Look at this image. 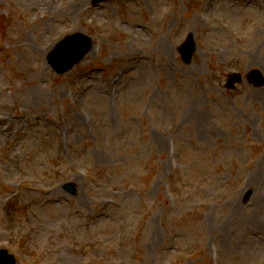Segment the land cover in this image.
I'll return each instance as SVG.
<instances>
[{
  "label": "rangeland",
  "instance_id": "1",
  "mask_svg": "<svg viewBox=\"0 0 264 264\" xmlns=\"http://www.w3.org/2000/svg\"><path fill=\"white\" fill-rule=\"evenodd\" d=\"M207 2L0 0V248L17 264H264V84L247 78L264 77V0ZM76 31L93 47L57 74L46 56Z\"/></svg>",
  "mask_w": 264,
  "mask_h": 264
},
{
  "label": "water",
  "instance_id": "2",
  "mask_svg": "<svg viewBox=\"0 0 264 264\" xmlns=\"http://www.w3.org/2000/svg\"><path fill=\"white\" fill-rule=\"evenodd\" d=\"M82 40L86 42L78 45H72L73 41ZM190 45V44H189ZM89 40L81 37V35L74 36L73 38L65 41H61L55 48L54 52L50 54L49 59L54 64L55 68L59 71H64L70 68L88 49ZM251 77L256 81H262L261 76L258 72H252ZM236 80V76H233V79L228 82V86H232V82Z\"/></svg>",
  "mask_w": 264,
  "mask_h": 264
},
{
  "label": "bare ground",
  "instance_id": "3",
  "mask_svg": "<svg viewBox=\"0 0 264 264\" xmlns=\"http://www.w3.org/2000/svg\"><path fill=\"white\" fill-rule=\"evenodd\" d=\"M212 1L209 0L206 4L203 5V10H205L207 8V6L211 3ZM76 5H80V3H77V4H72L69 8L71 9H76L77 6ZM158 47L159 49L163 52V55L167 56L168 54H170V51H171V46L169 45V43L164 39V38H161L159 40V43H158ZM264 163V162H262Z\"/></svg>",
  "mask_w": 264,
  "mask_h": 264
}]
</instances>
